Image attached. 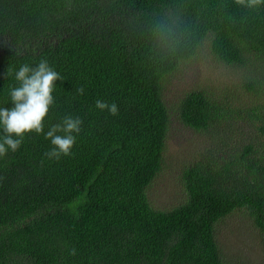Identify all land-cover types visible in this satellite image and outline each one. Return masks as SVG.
Instances as JSON below:
<instances>
[{
  "label": "trees",
  "instance_id": "16d2710c",
  "mask_svg": "<svg viewBox=\"0 0 264 264\" xmlns=\"http://www.w3.org/2000/svg\"><path fill=\"white\" fill-rule=\"evenodd\" d=\"M204 46L245 69L247 103L194 89L166 105L169 79ZM42 58L63 78L44 131L66 115L82 131L59 161L34 133L0 157V264H226L216 227L236 212L264 241V3L0 0V107L13 106L7 69ZM172 115L208 147L183 166L180 203L157 210L148 190ZM243 119L254 132L236 138Z\"/></svg>",
  "mask_w": 264,
  "mask_h": 264
},
{
  "label": "rangeland",
  "instance_id": "374dc122",
  "mask_svg": "<svg viewBox=\"0 0 264 264\" xmlns=\"http://www.w3.org/2000/svg\"><path fill=\"white\" fill-rule=\"evenodd\" d=\"M248 73L242 67L227 66L209 53L207 46L198 55L183 64L169 79L165 89V103L174 109L182 95L194 89H204L215 96H228L230 102L247 103L248 92L243 81ZM236 106H239V105ZM171 122L163 152L162 170L148 190L150 204L154 209L167 210L183 198L178 177L184 165L197 160L199 153L208 147L209 136L194 132L176 121ZM234 124L238 138L241 133L251 136L245 119ZM216 240L226 264H264V241L252 221L244 213H233L216 227Z\"/></svg>",
  "mask_w": 264,
  "mask_h": 264
},
{
  "label": "clouds",
  "instance_id": "9594fccd",
  "mask_svg": "<svg viewBox=\"0 0 264 264\" xmlns=\"http://www.w3.org/2000/svg\"><path fill=\"white\" fill-rule=\"evenodd\" d=\"M237 6L255 9L264 0H234ZM7 76L14 77L15 86L9 85L8 95L11 108L0 107V157L9 151L15 153L24 142L27 134L44 135L50 141V150L44 155L49 160L59 161L72 155L77 136L82 131L83 121L79 116L66 115L58 123L52 124L45 132L44 121L51 107L54 106L53 92L56 81H62L61 75L49 65L47 59H40L35 67L28 63L21 64L18 70L9 67ZM84 88L77 89L82 95ZM95 108L101 112L116 116L118 107L115 103L95 101ZM70 255H75L73 248Z\"/></svg>",
  "mask_w": 264,
  "mask_h": 264
}]
</instances>
